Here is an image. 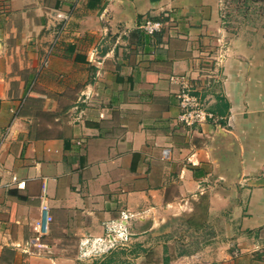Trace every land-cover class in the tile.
<instances>
[{
    "label": "crops",
    "instance_id": "obj_1",
    "mask_svg": "<svg viewBox=\"0 0 264 264\" xmlns=\"http://www.w3.org/2000/svg\"><path fill=\"white\" fill-rule=\"evenodd\" d=\"M219 38L198 88L225 128L191 130L170 77L209 74ZM0 170V264H264L263 22L222 0H0ZM117 223L128 239L88 255Z\"/></svg>",
    "mask_w": 264,
    "mask_h": 264
},
{
    "label": "built area",
    "instance_id": "obj_2",
    "mask_svg": "<svg viewBox=\"0 0 264 264\" xmlns=\"http://www.w3.org/2000/svg\"><path fill=\"white\" fill-rule=\"evenodd\" d=\"M53 17L59 22L58 33H60L65 28L70 18V14L62 9H56L53 13ZM171 21L172 20L170 19L166 20L148 17L141 24V28L146 32L153 34L169 26ZM229 48V43L225 39H218V43L214 49V56L211 60L213 68L209 74L203 73L195 80L188 75L183 74H173L170 77L171 82L177 85L175 94L180 109L178 120L181 124L191 130H198L205 123H214L221 129L225 128L222 123L224 117L206 108L199 93L198 87L200 84L198 81L201 79V84H209V80L217 76L216 74L219 68L222 66L228 55ZM95 52L96 49L93 50V53ZM89 98L90 95L86 93L85 97L81 98V101H88ZM78 142L83 143V140ZM1 173L2 171L0 170V174ZM13 178L14 180L17 179L16 176ZM46 207L47 205L43 203L42 208L45 209ZM110 228L112 231H110L106 238H96L92 241L91 248L86 249L88 255L106 253L111 248L115 247L120 239H128L129 236L127 229L121 224L117 223Z\"/></svg>",
    "mask_w": 264,
    "mask_h": 264
},
{
    "label": "trees",
    "instance_id": "obj_3",
    "mask_svg": "<svg viewBox=\"0 0 264 264\" xmlns=\"http://www.w3.org/2000/svg\"><path fill=\"white\" fill-rule=\"evenodd\" d=\"M238 3V10L245 17L244 22L255 23L257 21L264 24V0H231Z\"/></svg>",
    "mask_w": 264,
    "mask_h": 264
},
{
    "label": "rangeland",
    "instance_id": "obj_4",
    "mask_svg": "<svg viewBox=\"0 0 264 264\" xmlns=\"http://www.w3.org/2000/svg\"><path fill=\"white\" fill-rule=\"evenodd\" d=\"M223 9L225 15L227 14L230 20H235V22H243L244 16L242 15L241 11L238 10V3L237 2H231V0H223ZM238 250H235V255H238Z\"/></svg>",
    "mask_w": 264,
    "mask_h": 264
}]
</instances>
